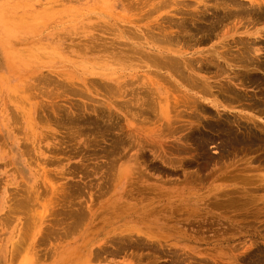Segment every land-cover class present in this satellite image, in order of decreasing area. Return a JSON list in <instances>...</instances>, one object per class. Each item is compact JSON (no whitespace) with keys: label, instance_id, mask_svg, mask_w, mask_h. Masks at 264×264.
<instances>
[{"label":"rangeland","instance_id":"rangeland-1","mask_svg":"<svg viewBox=\"0 0 264 264\" xmlns=\"http://www.w3.org/2000/svg\"><path fill=\"white\" fill-rule=\"evenodd\" d=\"M0 264H264V0H0Z\"/></svg>","mask_w":264,"mask_h":264},{"label":"bare ground","instance_id":"bare-ground-1","mask_svg":"<svg viewBox=\"0 0 264 264\" xmlns=\"http://www.w3.org/2000/svg\"><path fill=\"white\" fill-rule=\"evenodd\" d=\"M237 5V4H236ZM261 5V4H260ZM260 7V6H259ZM17 15V14H16ZM25 16V15H24ZM21 17V16H20ZM214 36V35H213ZM242 43V42H241ZM242 45V44H241ZM249 45V44H248ZM137 46V45H136ZM250 46V45H249ZM245 49V48H244ZM249 49H251V48H249ZM240 50V49H239ZM250 52V51H249ZM243 53V52H242ZM11 54V53H10ZM149 56V55H148ZM247 57V56H246ZM145 58V57H144ZM215 59V58H214ZM246 59V58H245ZM249 61V60H248ZM215 63V62H214ZM198 65V64H197ZM190 66V65H189ZM217 66V65H216ZM186 67V66H185ZM246 67V66H245ZM171 68V67H170ZM255 69V68H254ZM180 70V69H179ZM222 71V70H221ZM167 73V72H166ZM179 73V72H178ZM229 76V75H228ZM231 79V78H230ZM186 80H188V79H186ZM186 80H185V82H186ZM160 83V82H159ZM208 84V83H207ZM199 85V84H198ZM221 86V85H220ZM194 88V87H193ZM204 90V89H203ZM113 91V90H112ZM203 92V91H202ZM231 96V95H230ZM160 102V101H159ZM197 102V101H196ZM230 103V102H229ZM146 105V104H145ZM194 107V106H193ZM160 109V108H159ZM163 110V109H162ZM177 116V115H176ZM169 121H171V120H169ZM180 123V122H179ZM261 131V130H260ZM127 162V161H126ZM139 175V174H138ZM226 179V178H225ZM202 184V183H201ZM21 188V187H20ZM18 193V192H17ZM10 195V194H9ZM21 198V197H20ZM23 200V199H22ZM8 202H10V201H8ZM248 202V201H247ZM103 203V202H102ZM7 206V205H6ZM12 208V207H11ZM8 214H10V213H8ZM76 230V229H75Z\"/></svg>","mask_w":264,"mask_h":264}]
</instances>
